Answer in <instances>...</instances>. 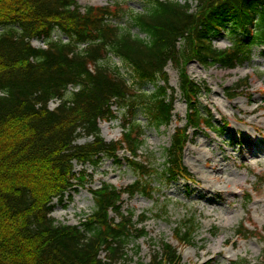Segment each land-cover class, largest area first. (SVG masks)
<instances>
[{
    "label": "trees",
    "instance_id": "16d2710c",
    "mask_svg": "<svg viewBox=\"0 0 264 264\" xmlns=\"http://www.w3.org/2000/svg\"><path fill=\"white\" fill-rule=\"evenodd\" d=\"M140 1L141 12L117 4L82 8L77 0H0V264H125L127 244L147 236V218L134 222V212L124 214L122 197L154 193L152 168L137 161L143 131L168 127L174 116L167 66L178 70L187 108L186 123L174 130L165 152L161 173L172 183L190 175L182 159L189 130L217 127L198 100L208 88L188 76V63L232 70L249 61L254 48H264V0ZM222 33L230 46L218 49L213 40ZM110 57L129 70L132 84L119 67L104 63ZM143 84L153 91L139 90ZM113 106L124 111L123 133L106 142L99 121L116 118ZM224 130L218 125L220 135ZM80 138L91 140L79 144ZM123 150L135 181L120 191L101 184L91 191L94 209L84 222L58 224L53 201L62 202L72 182L88 177L74 164L117 162ZM197 230L190 220L174 229V238L192 245ZM237 234L251 232L240 225ZM180 262L177 249L164 242L149 264Z\"/></svg>",
    "mask_w": 264,
    "mask_h": 264
},
{
    "label": "rangeland",
    "instance_id": "374dc122",
    "mask_svg": "<svg viewBox=\"0 0 264 264\" xmlns=\"http://www.w3.org/2000/svg\"><path fill=\"white\" fill-rule=\"evenodd\" d=\"M77 1L82 8L110 6L115 9L119 6L124 11L133 9L136 12L144 9L140 0ZM180 2L183 3V0ZM120 22L124 25L126 19ZM137 32V29L133 30L134 34ZM61 39L66 41L64 37ZM213 44L218 49H225L230 46V39L222 33L214 38ZM32 45L44 47L41 41H33ZM107 62L119 67L128 83L132 84L129 70L119 59L110 57L104 61ZM186 70L192 80L208 88L207 92L199 95L198 100L202 108L211 112L217 127L213 132L189 130V142L182 159L192 181L181 179L168 182L161 173L165 152L170 146L174 130L185 125L187 111L178 89V70L169 64L166 68L169 86L175 90L176 96L172 123L158 130L146 127L143 131L144 146L137 158V161L145 162L152 168L149 171L152 176L148 181L154 193L152 197H123L124 214L134 212V222L143 216L147 218L144 224L147 236L127 244L128 258L125 264H149L164 242L178 248L180 264H264V48H254L252 58L233 70L201 67L193 61L188 63ZM240 86L241 89H238ZM153 89L151 84H143L139 90L151 92ZM228 92L233 94L234 99L227 98ZM56 104L52 102L49 107L54 109ZM253 109L255 111L249 113ZM112 110L116 119L99 123L101 136L107 142H115L122 135L124 111L118 106H113ZM138 120L140 125H145V120L140 117ZM222 121H226L228 127L225 126L224 134L219 135L216 131ZM90 140L80 138L77 143L83 144ZM200 150H203V155L199 154ZM118 155L117 162L103 159L97 166L74 165L75 171L84 170L88 177L81 184L74 182L73 185L72 182V188L62 202L53 201L52 217L58 224L78 226L84 222L94 209L91 191L100 188L101 184L123 190L135 181L136 174L128 165L131 157L125 152H119ZM211 156L223 168L222 172L212 170V162L207 159ZM212 176L218 177L220 181L210 182ZM204 177H208L209 182ZM228 182H231L229 187ZM246 195H250V203H247ZM190 220L198 225L192 246H178L173 239V231L178 225L187 224ZM242 223L253 232L254 237H236V231ZM136 247L139 248L138 255L134 256ZM204 252H208L206 257L202 256ZM104 256L105 253L101 258Z\"/></svg>",
    "mask_w": 264,
    "mask_h": 264
},
{
    "label": "bare ground",
    "instance_id": "6f19581e",
    "mask_svg": "<svg viewBox=\"0 0 264 264\" xmlns=\"http://www.w3.org/2000/svg\"><path fill=\"white\" fill-rule=\"evenodd\" d=\"M255 111V109H253V110H251L249 113H253ZM203 153V150H200L199 151V154H202ZM261 154H263L262 152H260ZM251 154V153H250ZM203 155V154H202ZM253 156V155H252ZM256 157H257V155H255ZM207 159H208V161H210V162H212V170L213 171H218V172H222L223 171V168H220L219 167V165H218V162H217V160L215 159V157H207ZM212 171V172H213ZM218 177H216V176H212V179H211V181L210 182H213V183H218L220 180L219 179H217ZM204 179H205V181L206 182H209V179H208V177L207 178H205L204 177ZM228 187L231 185V182H228ZM205 202H208V203H211L209 200H204ZM260 202V201H259ZM259 202H258V204H259ZM208 255V252H204V254L202 255L203 257H206Z\"/></svg>",
    "mask_w": 264,
    "mask_h": 264
}]
</instances>
